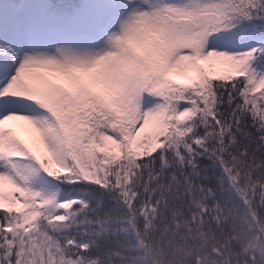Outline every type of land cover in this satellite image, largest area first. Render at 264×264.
Wrapping results in <instances>:
<instances>
[{
  "label": "snow or ice",
  "instance_id": "snow-or-ice-1",
  "mask_svg": "<svg viewBox=\"0 0 264 264\" xmlns=\"http://www.w3.org/2000/svg\"><path fill=\"white\" fill-rule=\"evenodd\" d=\"M0 264H264V0H0Z\"/></svg>",
  "mask_w": 264,
  "mask_h": 264
}]
</instances>
